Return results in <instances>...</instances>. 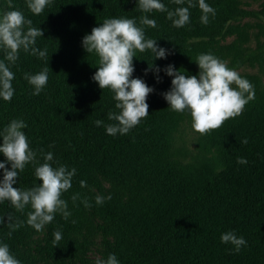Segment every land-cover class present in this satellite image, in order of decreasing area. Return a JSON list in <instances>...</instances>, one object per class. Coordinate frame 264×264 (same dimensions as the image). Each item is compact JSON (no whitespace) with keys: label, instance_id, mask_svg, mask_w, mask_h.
I'll use <instances>...</instances> for the list:
<instances>
[{"label":"trees","instance_id":"trees-1","mask_svg":"<svg viewBox=\"0 0 264 264\" xmlns=\"http://www.w3.org/2000/svg\"><path fill=\"white\" fill-rule=\"evenodd\" d=\"M161 2L169 10L178 7L172 0ZM205 2L216 13L207 25L200 21L198 0H193L197 6L189 9L190 22L175 28L166 12L142 13L136 0H51L40 15L30 12L26 0H11L12 9L9 0H0V14L20 10L33 27L43 30L35 46L47 49V62L21 51L10 66L14 95L10 102L0 97V131L13 119L23 120L27 125L23 131L40 163L43 149L53 153L54 161L76 169L72 187L62 196L71 216L65 220L56 214L42 232L26 224L29 207L19 213L10 202L0 203V242L9 245L21 264H89L86 248L96 241L104 260L115 254L119 264H264V86L260 79L251 78L255 98L243 113L205 135L194 161L183 160L177 139L183 113L168 108L162 96L173 79L163 71L169 64L186 75H197L196 57L216 56L226 35L237 30L234 21L250 14L264 17V9L243 7L241 0ZM182 6L187 7V0ZM142 15L154 19L157 27L140 25ZM110 18L135 19L146 39L157 40L158 47L171 53L154 60L146 50L133 58V78L154 89L147 98L149 115L129 133L115 136L95 124L96 120L115 123L107 114L117 110L114 94L102 91L92 79L97 57L82 46L83 37ZM233 49L227 63L231 69L245 62L264 64V41ZM151 64L161 69L160 82L154 71L145 74ZM45 67L48 83L39 95H32L34 89L24 73L34 75ZM245 138L248 143L242 144ZM238 157L247 163H237ZM4 160L0 153V162ZM6 167L10 169V164ZM81 181L87 186L82 188ZM38 183L29 164L13 187L23 190ZM77 193L73 203L71 197ZM98 195L111 199L97 205ZM85 198L91 208L84 207ZM9 214L25 221L10 238ZM56 230L62 239L54 248ZM228 231L247 241L239 253L234 245L221 242V234Z\"/></svg>","mask_w":264,"mask_h":264},{"label":"clouds","instance_id":"clouds-1","mask_svg":"<svg viewBox=\"0 0 264 264\" xmlns=\"http://www.w3.org/2000/svg\"><path fill=\"white\" fill-rule=\"evenodd\" d=\"M178 5L174 10H169L161 0H136V6L145 14L153 12H166L167 19L175 28H182L190 22L189 9L196 7L193 0H172ZM51 3V0H26V6L32 14L40 15ZM201 11L200 21L207 25L209 16H215V9L208 5L205 0H198ZM8 8L13 5L9 0ZM140 25L156 28L157 23L148 15H142ZM44 36L41 28L32 26V20L26 19L20 10H9L0 14V50L4 53V59L0 60V97L10 102L14 95L12 81L15 79L10 66L15 65L21 51L38 57L47 62V49L40 50L36 47L38 37ZM82 46L87 54L97 57V71L92 79L103 91L110 90L115 101L117 111H109L107 119L115 123L104 125L102 120H96L97 127L104 126L108 135H125L138 126L149 115L148 96L154 89L149 87L141 78H133L135 71L133 58L137 53L150 50L155 59H166L171 53L169 50L158 47L157 40L146 39L143 27L137 26L135 19L110 18L105 19L99 26L93 27L90 34L82 39ZM199 71L197 75H186L169 64L163 69L166 75L173 77L171 88L162 93L168 103V108L176 113H189L192 129L201 136L218 130L228 119H235L243 113L249 101L255 98L254 86L242 78L237 71L227 66V63L211 53L199 54L196 57ZM154 71L157 82H160L159 67L153 64L145 70ZM34 91L32 95H39L48 83V68L36 74L24 73L23 77ZM26 123L20 119L11 120L0 131L2 144L0 153L5 157L0 162V170H3V178L0 179V203L8 201L16 212H27L26 224L36 232H42L46 225L53 222L56 214L68 220L71 212L68 211L67 201L62 199L64 193L72 187V179L76 169H68L66 165L54 161L52 152H39L43 157V163L37 159V151L29 144L28 137L23 129ZM247 144V138L241 141ZM49 147H52L50 145ZM58 164L53 167L52 163ZM237 163L246 164L243 157L237 158ZM10 164V169L6 167ZM32 164L34 176L39 183L29 189L13 187L17 183L19 174L25 170L26 165ZM80 186L86 187V182L81 181ZM79 194H74L71 199L77 201ZM111 196H96L95 203L102 205ZM84 207L91 208L88 199L82 200ZM7 227L10 231L8 237L19 228L25 221L7 216ZM76 221H72L75 223ZM3 223V217H0ZM53 247H58L62 239L60 230L54 233ZM220 240L224 244L234 245V251L239 253L247 241L237 237L235 232L228 231L221 234ZM0 264H21L11 252L7 243L0 242ZM96 264H119L115 254H109L107 260H96Z\"/></svg>","mask_w":264,"mask_h":264},{"label":"rangeland","instance_id":"rangeland-1","mask_svg":"<svg viewBox=\"0 0 264 264\" xmlns=\"http://www.w3.org/2000/svg\"><path fill=\"white\" fill-rule=\"evenodd\" d=\"M241 5L246 8L251 9H264V0H241ZM237 25V30L228 33L225 39L220 43L219 52L216 55L217 58L228 63L231 60L233 47L235 45H250L255 46L258 41H264V17L250 14L244 18L234 21ZM239 73V75L248 80L252 85L251 78L258 76L262 86H264V64L245 62L242 65L233 68ZM245 109V108H244ZM178 141L179 147L184 153V161H194L197 157L199 149V143L205 136H201L199 133L195 132L191 127V117L190 114L183 113L182 118L179 122L178 131ZM203 141V140H202ZM208 152L206 155L210 156L212 151ZM97 237V238H96ZM98 236L94 237V240H98ZM97 244H90L87 249V254L89 257V264H96V260H104L103 254L100 247V241H96ZM86 257V256H85ZM80 264V263H78Z\"/></svg>","mask_w":264,"mask_h":264}]
</instances>
